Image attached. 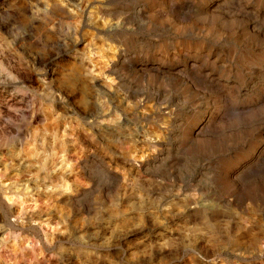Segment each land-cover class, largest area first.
<instances>
[{
    "label": "rangeland",
    "instance_id": "1",
    "mask_svg": "<svg viewBox=\"0 0 264 264\" xmlns=\"http://www.w3.org/2000/svg\"><path fill=\"white\" fill-rule=\"evenodd\" d=\"M0 264H264V0H0Z\"/></svg>",
    "mask_w": 264,
    "mask_h": 264
}]
</instances>
